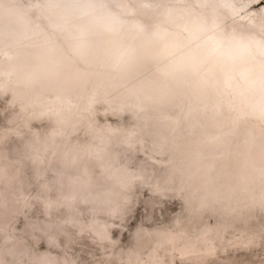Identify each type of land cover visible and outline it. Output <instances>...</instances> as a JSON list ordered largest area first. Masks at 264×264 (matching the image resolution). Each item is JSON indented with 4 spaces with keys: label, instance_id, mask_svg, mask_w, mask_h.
<instances>
[{
    "label": "rangeland",
    "instance_id": "374dc122",
    "mask_svg": "<svg viewBox=\"0 0 264 264\" xmlns=\"http://www.w3.org/2000/svg\"><path fill=\"white\" fill-rule=\"evenodd\" d=\"M123 1L134 7L123 15L152 14L143 0ZM234 1L238 13L219 5L222 29L264 37V0ZM44 2L0 0V17L15 3L49 32ZM0 64V264H264L261 117L240 116L222 162L220 140H203L201 125L215 124L203 106L190 111L198 120L186 132L155 105L107 106L119 89L94 91L93 71L66 112L56 87L40 88L42 76L20 82L1 51ZM104 128L110 136L99 137Z\"/></svg>",
    "mask_w": 264,
    "mask_h": 264
},
{
    "label": "bare ground",
    "instance_id": "6f19581e",
    "mask_svg": "<svg viewBox=\"0 0 264 264\" xmlns=\"http://www.w3.org/2000/svg\"><path fill=\"white\" fill-rule=\"evenodd\" d=\"M158 1H142L152 14L126 16L121 11L132 12L134 7L123 0H45L49 32L27 9L5 5L0 51L11 65L7 69L20 82L32 83L42 76L40 88L56 87L57 101L66 103L58 110H71L75 90L83 88L93 71L94 91L119 89L107 98V106L155 105L158 115H169V121L186 132L195 130L198 120L190 117V111L203 106L215 121L211 130L201 125L203 140H220L223 162L234 150L240 116L248 113L264 121V37L222 29L225 12L219 5L238 13L241 6L234 0H212L202 8ZM197 1L202 5L206 0ZM11 31L12 37L6 38ZM59 31L64 41L56 38ZM33 40L24 49L16 45ZM157 63L160 66L149 68ZM99 65L105 68L97 69ZM5 67L0 64V71ZM105 78L108 81L103 83ZM110 133L104 128L98 135ZM249 140L253 142L254 136ZM241 161L240 157V166L245 163Z\"/></svg>",
    "mask_w": 264,
    "mask_h": 264
}]
</instances>
